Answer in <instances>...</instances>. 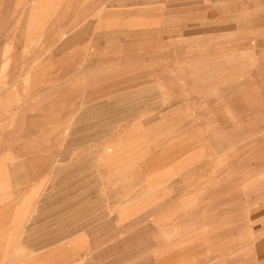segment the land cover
<instances>
[{"label": "crops", "instance_id": "0c3cea01", "mask_svg": "<svg viewBox=\"0 0 264 264\" xmlns=\"http://www.w3.org/2000/svg\"><path fill=\"white\" fill-rule=\"evenodd\" d=\"M141 2L0 0V260L22 252L27 258L21 264H56L83 244L88 264L140 262L127 263L120 244L127 228L142 220L127 215L137 203L121 201L123 175L139 173L141 164L124 161L127 150L118 149L121 141L110 138L109 128L114 111L116 118L141 111L156 104L158 93L151 87L143 92L136 86L142 76L126 66L107 72L111 62L132 56L111 59V45L142 39L138 31L128 41H113L110 32L148 27L121 16L156 12L142 10ZM111 78L119 90L111 91ZM152 105L147 108H157ZM198 217L197 229L181 226V258L174 249L155 248L150 264H254L255 255L264 264V213L247 215L245 224L237 213ZM189 250L200 255L186 258Z\"/></svg>", "mask_w": 264, "mask_h": 264}, {"label": "rangeland", "instance_id": "374dc122", "mask_svg": "<svg viewBox=\"0 0 264 264\" xmlns=\"http://www.w3.org/2000/svg\"><path fill=\"white\" fill-rule=\"evenodd\" d=\"M141 8L156 12L121 17L137 18L147 28L110 32L113 41H128L125 37L138 31L142 39L111 45V59L132 56L111 62L107 73L126 66L140 74L136 86L157 91L151 104L157 108L146 105L117 118L114 111L109 136L119 137L118 149L127 150L121 152L124 161L141 164L139 173L122 177L121 201L138 205L127 215L141 214L142 220L127 228L129 236L120 245H126L127 263L139 258L137 264H150L155 248L174 249L181 258V226L197 229L198 215L237 213L245 224L247 215L264 213V0H142ZM117 85L111 91L119 90ZM133 118L142 123L135 125ZM138 184L140 191L132 189ZM114 240L109 244H117ZM82 245L78 254H65L56 264H88ZM26 258L15 252L0 261L21 264ZM254 264H259L256 255Z\"/></svg>", "mask_w": 264, "mask_h": 264}, {"label": "bare ground", "instance_id": "6f19581e", "mask_svg": "<svg viewBox=\"0 0 264 264\" xmlns=\"http://www.w3.org/2000/svg\"><path fill=\"white\" fill-rule=\"evenodd\" d=\"M14 177H15V175H14ZM17 179V178H16ZM11 182V181H10ZM21 183H22V181H21Z\"/></svg>", "mask_w": 264, "mask_h": 264}]
</instances>
